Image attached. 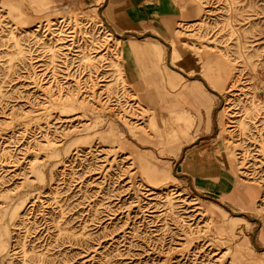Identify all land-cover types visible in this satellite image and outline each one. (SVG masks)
Instances as JSON below:
<instances>
[{"label":"rangeland","instance_id":"rangeland-1","mask_svg":"<svg viewBox=\"0 0 264 264\" xmlns=\"http://www.w3.org/2000/svg\"><path fill=\"white\" fill-rule=\"evenodd\" d=\"M100 1L0 0V264H264L260 191L225 147L238 144L264 182V107L246 112L252 96L264 101V0H207L209 23L169 44L148 39L154 54L136 57L134 74ZM187 4L178 28L200 15ZM196 47L203 60L227 54L238 87L209 84ZM226 95L228 126L246 115L233 139L219 123Z\"/></svg>","mask_w":264,"mask_h":264},{"label":"bare ground","instance_id":"bare-ground-1","mask_svg":"<svg viewBox=\"0 0 264 264\" xmlns=\"http://www.w3.org/2000/svg\"><path fill=\"white\" fill-rule=\"evenodd\" d=\"M32 1V0H31ZM197 1V2H196ZM190 0V6L191 8V13L192 12H200V15H198V18L193 20L190 24H182L181 28H178L176 30V33L178 34H183L182 36L185 37L186 36V32L189 31V34L194 35V33H191L193 30H197L200 29L203 25H206L207 23H209V21H207L205 19V8L203 6H200L201 4L204 3H208L207 0ZM15 4H13L12 6L16 8V6H14ZM12 10V9H11ZM228 11L230 12V15H228L231 19H232V23L230 28L232 29V31H235L234 28V21H237L238 19L233 16L232 14L235 13L237 10L235 9V7L232 6V3L229 4L228 6ZM13 12V11H12ZM219 13V12H218ZM211 15V14H210ZM62 17V16H61ZM72 33V32H71ZM237 33V32H236ZM236 52L238 54V56L242 57V56H248V53H244V50H242V48L244 47V44L247 43V41H245L241 36L240 33L236 34ZM59 37V36H57ZM190 38V37H189ZM213 43V42H212ZM58 44V43H57ZM183 46L185 47H190V49H193L194 46L191 43H188V41L184 40L182 41ZM210 44V43H209ZM214 44V43H213ZM102 46V45H101ZM104 47V46H103ZM171 52L173 53L172 58H169V62L168 65L170 66L171 63H176L177 61H179L181 59L180 54L177 52L176 50V44L175 42H171V44L169 45ZM105 48V47H104ZM124 48V46H123ZM199 47H196L195 49H197V53L198 54H202L201 50L198 49ZM130 49V48H129ZM96 52H93V55L88 56L87 54V60L89 61H93L94 60H99V58L101 56H103V54L99 53V51L95 50ZM103 51V50H102ZM147 52H151V50L147 49ZM121 53V48L119 50V52L116 54L115 58L116 61L113 63V65H115L116 70H117V75L118 78H122L121 75V66H119V60H118V56ZM91 54V53H90ZM197 54V55H198ZM118 55V56H117ZM122 58V57H121ZM198 58V57H197ZM118 60V61H117ZM122 61V60H121ZM202 61L201 64V71H202V75L205 77V80L211 84L213 87H219L222 88L223 86H225V88H228V90H233L235 88H237V84H236V71H234L235 66L234 63L231 62V59L228 57L227 54H225L222 51H217V54L213 55L211 57V55H209L208 53H206V57L203 60V56L201 55V58L199 56V59L197 62ZM90 63V62H89ZM135 65V64H134ZM172 67V65H171ZM138 69V68H137ZM139 72V71H138ZM127 79V78H126ZM128 82V81H127ZM227 82V85H226ZM194 88H197L199 90H202V86L200 84H194L193 85ZM85 92V91H84ZM50 95V94H49ZM184 95H186L187 97L191 98L193 101H195L197 103V107L198 105H202L205 104V101L203 102L202 97L197 96L193 91L188 90V93H184ZM251 96V95H250ZM249 96V97H250ZM110 97V96H109ZM51 98V97H50ZM230 98H228V95H226L224 97V100L222 101V108L220 110L219 113V118H220V122L224 127H223V131L230 137L228 138H232L234 135L233 133L236 132V130H239V133H244V129L247 128V122L246 120H244V117L246 115H244V113L239 114V119H236L235 121H228V122H232L235 123V125H229L227 124V120L230 118H233L232 116H230V112H228V102L226 100H228ZM233 99V98H232ZM247 99V98H246ZM96 100V99H95ZM198 101V102H197ZM140 105V102L138 103ZM249 104V103H248ZM192 105V104H191ZM195 105V104H194ZM206 105V104H205ZM136 105L134 104V107ZM264 107V101H257L254 99V96H252L251 98V105H250V109L246 108V112H252L253 110H257L260 107ZM76 107V106H75ZM85 108V107H84ZM101 108V107H100ZM138 108V107H136ZM102 109V108H101ZM65 110V109H64ZM100 110V109H99ZM98 110V111H99ZM67 112V111H66ZM110 113V112H109ZM115 113V112H114ZM249 114V113H248ZM133 117V116H132ZM131 117V118H132ZM224 118V119H223ZM82 120V119H81ZM115 120V119H114ZM222 121H224L222 123ZM121 123V122H120ZM126 125L129 127L130 130H132L135 126L132 125V123H130L129 121H125ZM253 123V122H252ZM118 124V123H117ZM227 124V126H226ZM237 124V125H236ZM125 125V126H126ZM146 126L149 129H156L158 128V124L156 121V117L154 115H151L148 123L146 124ZM89 126L85 125V128H88ZM166 127V125H165ZM80 130V129H79ZM85 130V129H84ZM132 133V132H131ZM134 133V132H133ZM113 131H112V127L110 128L108 134L105 135L106 136H112ZM119 135V134H118ZM132 135V134H131ZM179 135V134H178ZM220 135V134H219ZM237 135V134H236ZM237 137V136H236ZM168 139V138H167ZM180 139V138H179ZM233 139V138H232ZM231 139L230 143L233 141ZM159 140V139H157ZM169 140V139H168ZM188 140V138H187ZM181 142V140H180ZM234 142V141H233ZM177 144V143H176ZM233 147H231V145L229 143H226L225 147L227 148V156L229 157V164L232 167V169L238 174L241 175V177H245V179H247V181H249V183L254 187H257L258 190L260 191L258 197L256 198V202L258 203V205H263L264 208V182L258 180V177H255V170L256 168L251 169V164H248L247 162H242L243 160H245L246 156L244 154H242V157L238 156V154L236 153V149H238V144L236 145L235 142L233 143ZM125 145V144H124ZM175 145V144H174ZM48 146V145H47ZM116 146V145H115ZM172 147V146H171ZM118 149V148H117ZM121 149V147H120ZM257 153H255V155L259 158H264V151L262 149H256ZM234 152L235 155L239 158V161L236 162L235 157H234ZM160 154V153H158ZM51 157V156H50ZM140 160L142 161L143 167L145 168L146 171H151V172H155L153 168H151L149 166V164L143 160L142 156L139 155ZM159 158V157H158ZM222 159V158H221ZM241 159V160H240ZM48 160V159H47ZM152 163V162H151ZM220 163V162H219ZM224 167V166H223ZM255 169V170H254ZM258 169V168H257ZM232 172V171H231ZM150 174V173H149ZM160 174V173H159ZM220 174V171H219ZM233 174V172H232ZM155 176V175H154ZM237 178V177H236ZM201 179V178H200ZM239 179V178H238ZM204 180V178H203ZM201 180V181H203ZM162 181V180H161ZM209 181V180H208ZM219 182V181H218ZM212 183V182H211ZM244 183V182H243ZM249 184V185H250ZM214 185V184H213ZM212 185V186H213ZM204 186V185H203ZM218 186V185H217ZM234 187V186H233ZM207 188V187H206ZM212 188V187H211ZM214 188V187H213ZM219 190V189H218ZM231 190V189H230ZM233 191V190H232ZM252 192V191H251ZM234 195V194H233ZM254 195V194H253ZM249 204V203H248ZM246 204V205H248ZM17 209L15 208L14 210V214L17 213ZM3 243V242H1ZM236 258V257H235Z\"/></svg>","mask_w":264,"mask_h":264},{"label":"crops","instance_id":"crops-1","mask_svg":"<svg viewBox=\"0 0 264 264\" xmlns=\"http://www.w3.org/2000/svg\"><path fill=\"white\" fill-rule=\"evenodd\" d=\"M187 5V0H102L97 3L102 18L122 37L129 74H134L136 57L151 59L154 54L151 45L156 43L148 39L163 45L174 39L182 18L181 8Z\"/></svg>","mask_w":264,"mask_h":264}]
</instances>
